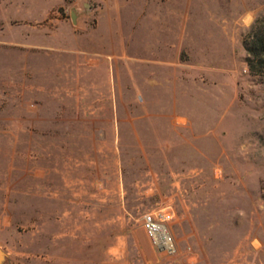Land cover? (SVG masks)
Instances as JSON below:
<instances>
[{
  "label": "rangeland",
  "instance_id": "374dc122",
  "mask_svg": "<svg viewBox=\"0 0 264 264\" xmlns=\"http://www.w3.org/2000/svg\"><path fill=\"white\" fill-rule=\"evenodd\" d=\"M261 18L264 0H0V264H264L243 46ZM158 211L172 254L142 226Z\"/></svg>",
  "mask_w": 264,
  "mask_h": 264
},
{
  "label": "built area",
  "instance_id": "2783aa9c",
  "mask_svg": "<svg viewBox=\"0 0 264 264\" xmlns=\"http://www.w3.org/2000/svg\"><path fill=\"white\" fill-rule=\"evenodd\" d=\"M169 218L170 214L167 211L148 212L142 217V226L157 249L172 254L176 248L167 227Z\"/></svg>",
  "mask_w": 264,
  "mask_h": 264
},
{
  "label": "trees",
  "instance_id": "16d2710c",
  "mask_svg": "<svg viewBox=\"0 0 264 264\" xmlns=\"http://www.w3.org/2000/svg\"><path fill=\"white\" fill-rule=\"evenodd\" d=\"M246 64L255 75L264 76V18L257 19L243 39Z\"/></svg>",
  "mask_w": 264,
  "mask_h": 264
},
{
  "label": "bare ground",
  "instance_id": "6f19581e",
  "mask_svg": "<svg viewBox=\"0 0 264 264\" xmlns=\"http://www.w3.org/2000/svg\"><path fill=\"white\" fill-rule=\"evenodd\" d=\"M243 237H244V236H243ZM247 237H248V236H247ZM247 242H248V241H247ZM245 247H246V246H245ZM245 247H244V248H245ZM247 247H248V246H247ZM240 248H242V247H240ZM246 250H247V249H246ZM249 250H250V249H249ZM243 251H244V250H243ZM243 253H244V252H243ZM246 254H248V252H247ZM236 255H237V254H236Z\"/></svg>",
  "mask_w": 264,
  "mask_h": 264
},
{
  "label": "water",
  "instance_id": "95a60500",
  "mask_svg": "<svg viewBox=\"0 0 264 264\" xmlns=\"http://www.w3.org/2000/svg\"><path fill=\"white\" fill-rule=\"evenodd\" d=\"M0 253H1V251H0Z\"/></svg>",
  "mask_w": 264,
  "mask_h": 264
},
{
  "label": "crops",
  "instance_id": "0c3cea01",
  "mask_svg": "<svg viewBox=\"0 0 264 264\" xmlns=\"http://www.w3.org/2000/svg\"><path fill=\"white\" fill-rule=\"evenodd\" d=\"M152 243V242H151Z\"/></svg>",
  "mask_w": 264,
  "mask_h": 264
}]
</instances>
